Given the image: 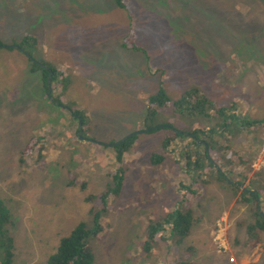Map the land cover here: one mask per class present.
Instances as JSON below:
<instances>
[{"label":"rangeland","instance_id":"374dc122","mask_svg":"<svg viewBox=\"0 0 264 264\" xmlns=\"http://www.w3.org/2000/svg\"><path fill=\"white\" fill-rule=\"evenodd\" d=\"M120 3L0 0V199L12 217L14 264H46L59 240L90 220L86 198L104 192L116 168L111 145L147 129L156 131L135 135L123 157V185L93 242L94 264H264V233L253 245L246 231L251 205L206 164L201 172L185 165L186 138L197 130L199 148L217 121L172 108L185 90L199 88L241 119H264V0ZM129 33L139 51L123 48ZM26 37L35 43L19 50ZM39 62L63 72L68 88L53 82L48 95L40 72L31 71ZM161 88L169 102L147 120L148 98ZM70 109L87 115L83 131ZM229 122L232 138L220 141V151L252 162L241 186L255 183L263 200L264 126L243 133L239 121ZM172 132L185 140L152 165V155L168 152L162 143ZM31 140L40 153L21 165ZM189 179L197 184L189 187ZM179 207L193 214L189 236L161 232L144 252L148 226L163 225Z\"/></svg>","mask_w":264,"mask_h":264},{"label":"trees","instance_id":"16d2710c","mask_svg":"<svg viewBox=\"0 0 264 264\" xmlns=\"http://www.w3.org/2000/svg\"><path fill=\"white\" fill-rule=\"evenodd\" d=\"M116 3L120 7H124V5L120 3V0H116ZM34 43V39L26 37L22 42L17 43L16 47L26 51L25 47ZM123 48L139 51V49L134 46L133 33H129L128 36H126ZM10 49L17 50L16 48ZM28 60L32 62L31 59ZM39 63L45 65L43 62ZM32 67L31 71L38 70L40 72L46 92H48L47 79L49 72H52L51 83L56 82L63 89L68 88V82L63 72L55 70L48 65L46 70L34 63ZM168 102L169 98L162 88L157 94L149 96L146 111L147 120L155 119L158 112L164 108ZM172 108L173 112L178 116L190 119L202 117L207 121L215 119L217 124L206 130L204 133L206 136L205 140H203L199 148H197V142L202 140L197 135V130L194 131L193 137L187 138L182 133L172 132L171 135L164 137L162 143V148L166 149L168 152L161 155H152L150 157L151 164H162L166 153L173 152L178 146L179 141L182 142L186 138L187 143L182 148V155L186 160V168L188 170L194 169V171L197 170L201 172L207 166L213 170V174L216 175V182L226 185L228 189L234 193H240L239 202L251 205L253 222L246 226V231L248 239L255 245L260 241V233H264V198L261 200V193L255 183L247 186L245 188L246 191L240 188V185L244 186L245 182L249 179L252 162L241 155H234L232 158H226L224 157V153L220 151L219 146L220 141H226L227 138L228 140L232 138L229 137V129L231 126L229 121H239L241 123V132L249 133L256 126L263 127L264 119L260 121L241 119L238 115H234V106H230L228 109L220 108L199 88L185 90L179 99L173 103ZM70 112L73 119L78 117L81 118V131H83L86 123L85 116L87 115L72 109H70ZM220 121L222 123H220ZM158 129L165 130L168 128L163 126ZM154 131L156 130L150 129L148 133ZM136 139L137 136L134 135L123 140L119 145H111L116 168L114 174L111 176L110 184L101 194L97 196L89 195L86 198L87 202L93 204L89 213L90 220L88 222H81L66 237L61 238L56 250L48 257L46 264H94L95 250L93 242L98 240L103 234V221L108 211L109 201L120 195L125 174V169L122 166L123 157L131 149ZM33 153H40L37 140H31L21 151L20 164L24 165V158L31 157ZM205 164L206 166H204ZM232 168L236 170L232 171ZM195 177L197 178L196 181L206 184L207 180H202L200 175H196ZM195 184L197 183L193 182V179H189V187ZM249 190H253L254 194L250 193ZM178 205L182 206L184 203L181 202ZM168 217L169 220L165 219L163 225L157 223L148 226L147 239L143 244L144 252L148 253L158 234L161 232H167L169 235L177 237L180 240L189 236L193 224V214L190 210L184 211L182 207H179V210H174ZM11 224L12 217L10 211L3 200L0 199V264H14V241L9 231ZM165 226L166 228H164ZM182 264L194 263L184 261Z\"/></svg>","mask_w":264,"mask_h":264},{"label":"water","instance_id":"95a60500","mask_svg":"<svg viewBox=\"0 0 264 264\" xmlns=\"http://www.w3.org/2000/svg\"><path fill=\"white\" fill-rule=\"evenodd\" d=\"M20 50V49H19ZM40 67L41 68H43V69H47L44 65H42V64H40ZM51 78H52V72H49V76H48V79H47V89H48V95H50V92H51ZM81 118H78V130H80L81 129ZM150 130L149 129H147V130H145V131H140V132H137L136 134H133V136L134 135H138V134H141V133H146V132H149ZM129 138V137H128ZM125 139H127V138H124L123 140H125ZM121 143V141H119V142H117L116 144L114 143L113 144V146H115V145H119ZM240 188L243 190V191H246V189L245 188H242V186L240 185ZM249 192L250 193H252V194H254V192L253 191H250L249 190Z\"/></svg>","mask_w":264,"mask_h":264}]
</instances>
